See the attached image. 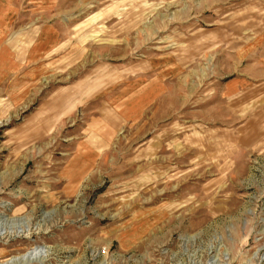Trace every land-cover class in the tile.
<instances>
[{"label": "rangeland", "instance_id": "374dc122", "mask_svg": "<svg viewBox=\"0 0 264 264\" xmlns=\"http://www.w3.org/2000/svg\"><path fill=\"white\" fill-rule=\"evenodd\" d=\"M0 264H264V0H0Z\"/></svg>", "mask_w": 264, "mask_h": 264}]
</instances>
